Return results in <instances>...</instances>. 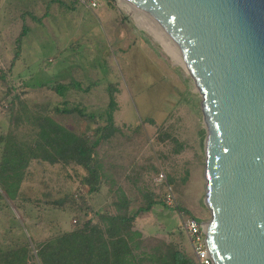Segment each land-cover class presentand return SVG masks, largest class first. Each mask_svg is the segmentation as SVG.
<instances>
[{"label": "rangeland", "instance_id": "obj_1", "mask_svg": "<svg viewBox=\"0 0 264 264\" xmlns=\"http://www.w3.org/2000/svg\"><path fill=\"white\" fill-rule=\"evenodd\" d=\"M1 1L0 243L9 228L15 238L24 233L40 242L85 218L99 222L97 213H119L123 200L125 211H133L151 199L167 200L171 192V207L157 202L137 217L134 230L142 233L137 252L175 244L197 264L183 224L188 217L211 219L207 130L202 96L187 69L143 26L146 14L126 0H112L114 7L102 0L95 10L78 0L74 9L59 0ZM31 13L45 17L33 22ZM118 17L125 20L122 26ZM54 82L72 87L64 95L43 87ZM111 94L115 130L100 117L57 110L80 104L99 116ZM46 116L92 140L99 128L109 133L94 153L102 167L96 178L90 181L78 164H52L28 152ZM58 200L65 203L59 206Z\"/></svg>", "mask_w": 264, "mask_h": 264}, {"label": "water", "instance_id": "obj_2", "mask_svg": "<svg viewBox=\"0 0 264 264\" xmlns=\"http://www.w3.org/2000/svg\"><path fill=\"white\" fill-rule=\"evenodd\" d=\"M178 44L202 96L215 264H264V0H127Z\"/></svg>", "mask_w": 264, "mask_h": 264}, {"label": "trees", "instance_id": "obj_3", "mask_svg": "<svg viewBox=\"0 0 264 264\" xmlns=\"http://www.w3.org/2000/svg\"><path fill=\"white\" fill-rule=\"evenodd\" d=\"M43 87L64 95L72 84L54 82ZM114 105V97L111 94L107 109L99 116L88 112L87 108L80 104L69 106L66 103L63 108L57 107V110L64 113H77L91 120L100 117L107 121V128L115 130L118 128L114 123ZM38 125L39 132L36 139L33 144H27L28 152L33 158L49 161L52 164H78L88 171L90 181L97 177L98 169L101 170L102 167L98 162H94V153L102 137L107 139L109 133L102 134V128H99L97 133L101 132L100 135L92 140L88 135L67 130L49 116L42 117ZM6 150L7 147L4 150L5 153ZM92 189L94 190L91 187L90 191ZM15 196L18 198V190ZM157 202L171 207L166 200L151 199L145 207L125 211L128 204L123 200L119 213H97L99 222H95L94 218H85L71 230L40 242L27 239L24 233L16 236L18 238L16 240L9 228L6 232L7 238L0 243V264H195L194 260L175 244L164 247L154 246L141 253L137 252L141 249V244L136 241L142 238V233L134 230V223L140 213L151 211ZM64 203L65 200L56 202L59 206ZM176 209L188 214V211L180 206Z\"/></svg>", "mask_w": 264, "mask_h": 264}, {"label": "built area", "instance_id": "obj_4", "mask_svg": "<svg viewBox=\"0 0 264 264\" xmlns=\"http://www.w3.org/2000/svg\"><path fill=\"white\" fill-rule=\"evenodd\" d=\"M78 1L89 9H96L102 5V0ZM166 199L168 204L175 202V197L171 192ZM206 225V223L198 221L195 217L186 218L183 224L186 233L190 237L197 264H215L206 239Z\"/></svg>", "mask_w": 264, "mask_h": 264}, {"label": "bare ground", "instance_id": "obj_5", "mask_svg": "<svg viewBox=\"0 0 264 264\" xmlns=\"http://www.w3.org/2000/svg\"><path fill=\"white\" fill-rule=\"evenodd\" d=\"M130 6L136 11H141V10L137 9L136 7H134L131 3H130ZM141 12H143V11H141ZM143 13H145V12H143ZM145 14L148 18V21H147V24H145L143 26L146 29H148L162 44H164L166 46L169 54L172 55L174 58H176V60H178L179 63H181L188 71L187 64L185 62V59L183 57V54H182L181 49L179 48L178 44L171 38V36H169V34L163 29V27L154 18H152L147 13H145ZM176 45L180 49L182 56L178 55L179 51H178ZM175 48H176V50H175ZM188 73H189V71H188Z\"/></svg>", "mask_w": 264, "mask_h": 264}, {"label": "crops", "instance_id": "obj_6", "mask_svg": "<svg viewBox=\"0 0 264 264\" xmlns=\"http://www.w3.org/2000/svg\"><path fill=\"white\" fill-rule=\"evenodd\" d=\"M1 1V0H0ZM59 1H61V4L63 3V5H66V8L67 9H74V8H76V4H75V2L74 1H76V0H73L72 2H70V1H67V0H59ZM2 2V1H1ZM108 2V6L109 7H114L113 6V2L112 1H107ZM3 3V2H2ZM2 3H0V6L2 5ZM102 6V5H101ZM100 6V7H101ZM86 7V6H85ZM87 8V7H86ZM87 9H89V8H87ZM96 9H98V8H96ZM89 10H95V9H89ZM28 14H29V12H27ZM32 14V18L34 19H32V21L34 22H36V21H40V20H42V18L43 17H45V16H43L42 15V17L41 16H39V15H37V14H35V13H31ZM25 15V14H24ZM27 15V14H26ZM44 15H46L45 13H44ZM108 14H106L105 13V16H107ZM125 20L123 19H120V21H119V17L117 18V23L118 24H120L121 25V23H123ZM122 26V25H121ZM26 28H27V32L29 31V27L28 26H26ZM26 28L22 31L23 33L22 34H20V37L21 38H24L25 36H26V34H25V32H26ZM120 38V37H119ZM121 47H124L125 48V46L124 45H122ZM129 47V46H128Z\"/></svg>", "mask_w": 264, "mask_h": 264}]
</instances>
